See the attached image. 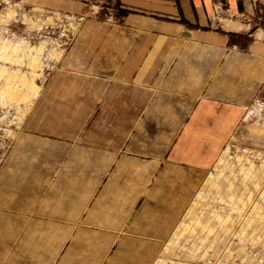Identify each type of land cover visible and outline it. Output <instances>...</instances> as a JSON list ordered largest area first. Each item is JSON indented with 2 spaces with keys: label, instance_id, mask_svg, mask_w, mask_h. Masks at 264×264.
Returning <instances> with one entry per match:
<instances>
[{
  "label": "rangeland",
  "instance_id": "rangeland-1",
  "mask_svg": "<svg viewBox=\"0 0 264 264\" xmlns=\"http://www.w3.org/2000/svg\"><path fill=\"white\" fill-rule=\"evenodd\" d=\"M94 1L0 0V264H57L70 247L77 249L72 264H264V66L236 63L241 38L231 40L229 57L193 43L176 48L161 84L111 87V101L124 95L122 103L136 107L119 113L127 151L142 154L139 167L163 156L157 175L126 167L113 176L122 178L123 201L133 200L130 182L143 181L131 191L142 197L135 221L93 227L83 214L70 223L80 237L65 240L26 236L38 222L29 228L9 219L7 194L10 202L89 200L92 219L108 206L100 188L108 175L84 172L82 140L122 128L112 125L116 110L101 109L100 81L115 63L102 30L122 18L116 2L102 0L96 9ZM214 96L242 108L208 100ZM161 105L168 110L158 117ZM56 225L43 231L67 223Z\"/></svg>",
  "mask_w": 264,
  "mask_h": 264
},
{
  "label": "crops",
  "instance_id": "crops-1",
  "mask_svg": "<svg viewBox=\"0 0 264 264\" xmlns=\"http://www.w3.org/2000/svg\"><path fill=\"white\" fill-rule=\"evenodd\" d=\"M109 1L117 3L118 16L122 20L120 24L113 25L111 27L112 30H102L101 41L112 43L115 46V54L113 56L115 63L112 69H108V72L101 75L102 94L105 98V101L101 103V109L102 111L116 110L119 122H113L112 125L119 127L121 125L122 128H117V133H105L103 128L101 133H87L84 139H81L85 143V150H83L86 155V162H84L86 169L84 172L102 175V179L108 175L100 188H102L101 191L108 193L109 203L107 204L108 206L103 204L99 218L92 219L89 216V200L71 198L69 201L62 202L55 201L56 196H51L50 202H40L41 196L33 195L28 202L24 200L10 202V194H7L5 212L11 214L9 219L24 222L25 225L26 223L30 225L31 222H38L36 230H27L28 235H26L35 239H39L43 235L49 238L65 240L72 239V237H80L77 230L72 231L70 223L78 222L83 214L86 215L84 220L93 222V227H96L95 223L101 222L105 227L110 224L114 229H118L121 223L136 220L135 215L137 212L135 207L138 206L142 197H136V194L131 191L140 190L143 182L141 177H138L136 181L130 182L126 187L129 192L127 194H131L133 200L127 201L126 197L123 198V201L119 186L122 178L118 177L115 179L113 176L115 173H119V175L124 173L126 167H128V172H137L138 170L140 174L142 172L143 174L157 175L162 165L161 157L163 156L159 154L152 155V157L157 158L156 161L148 163L145 167L146 169L139 167L138 163L141 162L142 154L138 153L137 149L127 151V138L124 128L126 117L124 113L123 115L119 113L126 109L136 110V107H126L127 105L122 103L124 95L122 97L117 95L111 101L110 92L114 90H111V87L124 88L126 85L143 87V83L161 84L162 80L159 79L169 76L171 69L168 68L167 63L172 60L175 49L183 48L189 43L197 44L199 48H209L220 53L224 51L229 57L233 50L231 49L233 47L230 44L231 40L241 38L240 40L245 41L246 46H244V49L239 48V55L235 60L236 63L249 62L257 63L259 67L264 66V27L259 28V24L255 22L260 20L259 14L264 8L260 0H230L219 16L214 14L213 7L216 0ZM253 24L255 25L253 26ZM234 50H238V48ZM109 56L112 59L111 54ZM230 60H232L231 57ZM237 66L235 65L234 68ZM251 67L249 71L252 73L254 72L253 64ZM218 72L219 70L216 69L214 71L215 75H213L215 77L221 76ZM261 88L264 91V81ZM97 92L95 93L96 95L98 94ZM106 92H108V96H105ZM205 92L206 90L203 91V93ZM208 100H213V103H222L226 106L230 105L224 103L222 98H216V96ZM226 100H228L227 97ZM239 106L230 105L232 111L236 108H242V106ZM167 110L168 107L161 105V113L158 114V117H162L163 112ZM102 114L103 119L101 120L104 122L105 113L102 112ZM230 117L232 118V115ZM120 131L122 134L119 133ZM55 164L57 166L60 165L59 162H55ZM97 183L100 184L101 182ZM87 184L88 182L85 185L82 183L81 188L84 186L88 191ZM110 194L113 197H110ZM116 194L118 197H115ZM116 198H118V201H123V205L118 204ZM106 214L108 215L106 216ZM63 222H66L67 226L62 231L56 233L43 231L45 227L47 229H57L56 224ZM28 227L30 228L31 225ZM70 248L56 262L57 264H72L69 262L77 249L74 247ZM37 252H40V250H37ZM35 261H38V257H35ZM54 263L53 261L52 264Z\"/></svg>",
  "mask_w": 264,
  "mask_h": 264
},
{
  "label": "built area",
  "instance_id": "built-area-1",
  "mask_svg": "<svg viewBox=\"0 0 264 264\" xmlns=\"http://www.w3.org/2000/svg\"><path fill=\"white\" fill-rule=\"evenodd\" d=\"M230 0H216L215 3H214V14L216 16H219L220 15V12H223L224 11V8L225 6L228 4ZM104 2L102 0H95L92 4V8H96V9H99L98 6H102Z\"/></svg>",
  "mask_w": 264,
  "mask_h": 264
},
{
  "label": "bare ground",
  "instance_id": "bare-ground-1",
  "mask_svg": "<svg viewBox=\"0 0 264 264\" xmlns=\"http://www.w3.org/2000/svg\"><path fill=\"white\" fill-rule=\"evenodd\" d=\"M48 42H50V41H48ZM56 43H57V42H56ZM52 44H53V43H52ZM54 44H55V43H54ZM44 45H45V44H44ZM49 45H50V44H49ZM41 46H42V45H41ZM43 47H44V46H43ZM43 47H42V49H43ZM46 47H47V46H46ZM46 47H45V48H46ZM7 48H9V47H7ZM51 49H53V48H51ZM56 49H57V48H56ZM14 50H15V49H14ZM38 50L40 51V48L37 49V51H38ZM40 52H41V51H40ZM47 52H48V51H47ZM42 53H43V51H42ZM48 53H49V52H48ZM55 57H56V56H55ZM53 60H54V59H53Z\"/></svg>",
  "mask_w": 264,
  "mask_h": 264
}]
</instances>
